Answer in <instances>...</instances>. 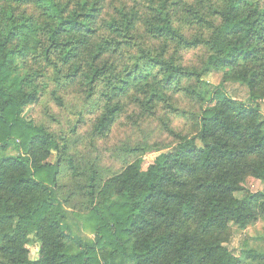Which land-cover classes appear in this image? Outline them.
I'll use <instances>...</instances> for the list:
<instances>
[{"label": "trees", "instance_id": "1", "mask_svg": "<svg viewBox=\"0 0 264 264\" xmlns=\"http://www.w3.org/2000/svg\"><path fill=\"white\" fill-rule=\"evenodd\" d=\"M219 1L212 11L220 23L210 24L211 55L203 73L220 72L224 82L246 86L250 104L219 88L202 95L182 85L192 76L182 67L162 57L149 59L159 83L179 86L203 102L197 135L180 138L146 168L138 159L107 179L88 215L92 238L73 233L58 199L56 167L48 162L57 150L55 135L22 116L40 96L28 77L15 73L26 38L23 25L9 23L0 30V155L10 143L20 151L0 158V264H264V253L248 249L236 257L225 246L231 227L264 222V189L236 197L248 178L264 184V119L257 105L264 95V0ZM36 2L55 21L47 29L49 43L73 58L68 48L75 50V42L66 34L92 32L98 10L88 7L81 20L56 0ZM164 6L154 9L148 32L188 47ZM164 53L162 48L160 56ZM98 59L97 54L92 60ZM89 69L86 79L94 83L99 71L93 64ZM116 112L107 107L94 132H108ZM31 236L39 242L35 260L29 255Z\"/></svg>", "mask_w": 264, "mask_h": 264}, {"label": "rangeland", "instance_id": "2", "mask_svg": "<svg viewBox=\"0 0 264 264\" xmlns=\"http://www.w3.org/2000/svg\"><path fill=\"white\" fill-rule=\"evenodd\" d=\"M56 1L65 7L67 15H79L81 20L90 13L88 7L98 10L90 24L92 32L66 34L75 42V50L68 48L73 58L66 59L65 53L60 54L49 43L47 29L55 21L36 0H0V30L6 31L9 23L23 25L26 38L19 44L15 73L28 77L40 96L22 116L55 135L57 150L48 162L56 167L58 199L69 212L67 222L73 233L92 238L88 215L107 179L138 159L146 168L156 156L175 148L180 138L197 135L203 102L186 96L179 86L159 83L160 76L149 59L162 57L182 67L192 74L182 80V85L196 87L202 95L219 88L231 98L250 104L249 94L241 83L224 82L220 72L203 73L211 55L210 24L220 23L212 11L219 0ZM162 3L188 47L148 32L154 9ZM162 48L165 53L160 56ZM97 54L99 59L94 62ZM90 64L99 71L94 83L86 79L91 74ZM257 105L264 119V95ZM107 107L117 109L115 119L108 132L98 135L94 124ZM19 153L15 143H10L0 158ZM263 189L262 182L248 178L236 197ZM225 246L236 257L248 249L264 253V222L245 229L231 227ZM28 249L30 258L37 259L39 242L34 236ZM69 251L76 253L77 249L71 245Z\"/></svg>", "mask_w": 264, "mask_h": 264}]
</instances>
